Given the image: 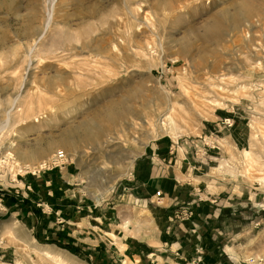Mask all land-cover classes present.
Listing matches in <instances>:
<instances>
[{
	"label": "rangeland",
	"instance_id": "obj_1",
	"mask_svg": "<svg viewBox=\"0 0 264 264\" xmlns=\"http://www.w3.org/2000/svg\"><path fill=\"white\" fill-rule=\"evenodd\" d=\"M173 110L176 127L148 130ZM160 136L198 157L197 193L132 208L120 195L133 170L117 172ZM59 150L79 188L64 203L131 206L151 245L183 222L179 245L144 264H264V0H0V264H100L30 202L37 165Z\"/></svg>",
	"mask_w": 264,
	"mask_h": 264
},
{
	"label": "crops",
	"instance_id": "obj_2",
	"mask_svg": "<svg viewBox=\"0 0 264 264\" xmlns=\"http://www.w3.org/2000/svg\"><path fill=\"white\" fill-rule=\"evenodd\" d=\"M190 152L189 145L185 143L179 145L169 137L160 136L150 140L134 159L135 166L130 179L132 188L121 194L120 198L126 196L130 204L134 205L132 208L144 209L147 207L144 205L153 203L158 198L155 195L158 190L162 193V197L159 198L167 203L181 200L182 187L187 186L191 193H197L193 175L195 166L191 163L197 161L198 157L190 156ZM75 169V165H71L70 161L61 168L37 169V173L32 176L36 181L33 188L37 192L32 195L34 200L30 202L35 205L36 215L51 221L56 228H59L61 223L62 227L70 230L72 238L76 240L86 257L100 264H144V260H153V257L157 258L155 260L162 259L156 254L157 251L159 252V246L179 245L177 231L187 232L183 222L179 224V228L174 227L173 224L162 225L161 232L164 231L162 238L159 232L155 245H151L143 239L147 237L144 233L138 229H130L131 223L127 219V213L131 206L117 208L116 202L104 200L95 202L81 195L75 197L74 201L64 203L63 194L66 190L71 191L73 197L76 191H79V188L74 187L75 181L71 179ZM10 186L15 192L25 188V185L22 183L19 185L18 181H13ZM71 186L72 189L68 190ZM60 191L61 195H58ZM21 203L26 209L31 206L23 200ZM189 210L192 211L190 217L192 220L195 211L193 208ZM179 212L183 213L184 209ZM174 221L178 220L175 218ZM165 223L170 224L167 220ZM36 230H39V227ZM136 230L138 232L134 234ZM198 231L200 230L197 227L196 232Z\"/></svg>",
	"mask_w": 264,
	"mask_h": 264
},
{
	"label": "bare ground",
	"instance_id": "obj_3",
	"mask_svg": "<svg viewBox=\"0 0 264 264\" xmlns=\"http://www.w3.org/2000/svg\"><path fill=\"white\" fill-rule=\"evenodd\" d=\"M51 13V12H50ZM52 14H53V11H52ZM50 17V16H49ZM53 17V16H52ZM51 21V17L49 18V22ZM10 112V111H9ZM173 114H174V110L170 113V115L167 117V119H165V120H160V119H154V118H151L150 120H149V122H147L148 123V130H150V132L152 133V134H154L155 132H156V130H157V127L158 126H166L167 125V123L169 124V125H172V127L175 125V127H176V123H175V121H174V117H173ZM139 125V124H138ZM132 126V125H131ZM133 126H135V124L133 125ZM140 126V125H139ZM136 127V126H135ZM141 127V126H140ZM149 132V133H150ZM157 134V133H156ZM177 134V133H176ZM150 138H153L152 136H150ZM152 140V139H151ZM109 144V143H108ZM146 144V143H145ZM142 149H143V147L140 149V151H139V153L142 151ZM63 151V150H62ZM64 152V151H63ZM65 153V152H64ZM66 155H67V153H65ZM244 154H245V156H249L250 157V159H252L251 161L252 162H256L255 160L253 161V153L251 152V151H248V150H245L244 151ZM138 154H135L134 155V158L132 159V160H130L129 161V163H127V166L125 165L123 168L122 167H120L119 169H120V171L119 172H117V175H116V177H121V176H124V175H126V174H130L131 173V171H132V169H133V165H134V159H135V157L137 156ZM69 157V156H68ZM48 162V161H47ZM46 164V160H43L42 162H40L38 165H37V167L35 166V164H29V163H26V164H22V165H16L17 166V170L18 169H22V168H25V169H34L35 167L36 168H38V167H41L42 168V166L43 165H45ZM1 165V164H0ZM20 171H22V170H20ZM264 180V179H263ZM139 230V229H138ZM138 230H136V231H134V234H136L137 232H138ZM38 248V251L40 252V254H42L44 257H46V258H50V259H54V260H56V262H58V261H64L63 260V257L62 256H60L58 253H54V252H52L51 251V249H49V248H47V247H42V246H40V247H37ZM61 259V260H60Z\"/></svg>",
	"mask_w": 264,
	"mask_h": 264
},
{
	"label": "built area",
	"instance_id": "obj_4",
	"mask_svg": "<svg viewBox=\"0 0 264 264\" xmlns=\"http://www.w3.org/2000/svg\"><path fill=\"white\" fill-rule=\"evenodd\" d=\"M68 163H69L68 156L62 150H59V151H57V153H55L53 155V157H51L49 159V162L47 163V165L45 164L42 167L46 168V169L61 168ZM156 194L159 195L160 192L157 191ZM191 215H192V211L185 210L182 213V219H184V218L187 219V218L191 217Z\"/></svg>",
	"mask_w": 264,
	"mask_h": 264
}]
</instances>
